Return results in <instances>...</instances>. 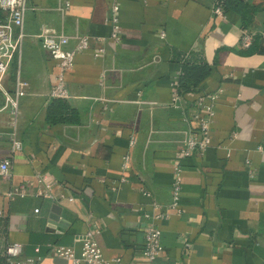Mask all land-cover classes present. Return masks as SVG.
<instances>
[{"label":"crops","instance_id":"crops-1","mask_svg":"<svg viewBox=\"0 0 264 264\" xmlns=\"http://www.w3.org/2000/svg\"><path fill=\"white\" fill-rule=\"evenodd\" d=\"M219 1H28L21 56L4 80L10 92L18 79L28 83L27 94L15 127L9 111L0 113V163L11 162L9 178L0 175V264L9 243L22 244L23 258L40 257L38 264H57L55 246L79 255L93 225L104 258L120 259L112 264H145L151 226L162 232L157 264H264V0L247 1L255 9L248 30L236 13L216 15ZM65 2L71 6L62 14ZM115 3L119 43L110 39ZM43 27L69 36V49L75 36L89 38L66 75L76 124L47 122L57 66L37 38ZM244 31L252 36L248 48ZM191 54L212 72L198 92L174 103L180 60ZM202 94H217L211 144L179 163L177 212L170 207L176 154L198 131ZM14 132L23 145L16 153ZM38 174L54 183V198L37 194ZM18 186L26 197L9 199ZM53 202L61 208L56 223Z\"/></svg>","mask_w":264,"mask_h":264},{"label":"built area","instance_id":"built-area-1","mask_svg":"<svg viewBox=\"0 0 264 264\" xmlns=\"http://www.w3.org/2000/svg\"><path fill=\"white\" fill-rule=\"evenodd\" d=\"M29 0H0V94L3 102L0 104V113L9 111L13 118V126L17 122L19 114L20 99L26 96L28 83L18 79L13 92L8 91L4 86V80L9 72L10 66L15 58H20L22 52V44L26 35L24 33L25 16L28 10L27 4ZM70 2H65L60 5L58 11L65 14L70 8ZM119 6L113 4L111 7V36L110 39L115 43L121 41V27L119 25ZM214 13L218 16L223 15L222 8L218 5L214 9ZM164 37V34H161ZM40 39L42 48L46 50L51 58L56 62L57 72L53 87L50 92V97L53 99H67L69 94L66 89V75L74 66L76 54L85 51L88 48L89 38L87 36H75L76 45L73 49H69L70 37L64 33H56L49 28L43 27L37 35ZM242 46L248 48L252 44V36L247 31L242 35ZM103 51L96 54V57L102 55ZM177 88V84L175 86ZM180 95L175 89L173 102H177ZM217 99V94H202L196 101L198 112L195 116L198 124L197 132H189L183 140V148L176 154L175 182L173 183V196L170 207L177 212L181 210V172L179 163L186 158L193 156H201L209 148L211 144L210 131L215 117L214 105ZM134 143V138L131 140V145ZM23 149L22 143L17 139L15 132L12 135L11 152H20ZM131 164V157L127 155L123 159L124 169H128ZM11 162L9 159H4L0 163V175L3 178L10 176ZM124 181V180H122ZM38 186L37 194L46 197L54 198L53 187L54 183L48 181L47 176L40 175L36 177ZM26 188L18 186L12 188L7 193L9 199L15 197H26ZM62 197H65L64 195ZM72 201L73 199L70 198ZM38 212V211H36ZM160 215L158 218H162ZM100 234V229L97 225H93L85 234L81 241V252L76 254L73 247L55 246L52 248L53 254L60 259H65L69 264H112L119 263L120 259L106 260L103 256L102 249L96 242L95 236ZM161 230L151 226L144 231V245L141 251L142 257L145 259V264H157V261L163 256L164 248L161 243ZM41 260L37 258H23V246L20 243H9L5 248V264H38ZM163 264V263H161Z\"/></svg>","mask_w":264,"mask_h":264},{"label":"trees","instance_id":"trees-1","mask_svg":"<svg viewBox=\"0 0 264 264\" xmlns=\"http://www.w3.org/2000/svg\"><path fill=\"white\" fill-rule=\"evenodd\" d=\"M248 0H220L219 5L224 14L233 12L241 17L244 30H248L255 9H251ZM181 61V73L177 79V92L180 96L198 92L212 70L200 56L191 54ZM179 61V62H180ZM78 121L77 113L65 99H52L47 108V122L50 125H71Z\"/></svg>","mask_w":264,"mask_h":264},{"label":"water","instance_id":"water-1","mask_svg":"<svg viewBox=\"0 0 264 264\" xmlns=\"http://www.w3.org/2000/svg\"><path fill=\"white\" fill-rule=\"evenodd\" d=\"M60 211H61V208L60 206H58L57 202H53V205H52V212H54L56 215L55 216H52V223H56L57 221H59V214H60ZM56 263L57 264H67L68 261L65 260V259H56Z\"/></svg>","mask_w":264,"mask_h":264},{"label":"rangeland","instance_id":"rangeland-1","mask_svg":"<svg viewBox=\"0 0 264 264\" xmlns=\"http://www.w3.org/2000/svg\"><path fill=\"white\" fill-rule=\"evenodd\" d=\"M16 59H14V61H15Z\"/></svg>","mask_w":264,"mask_h":264}]
</instances>
